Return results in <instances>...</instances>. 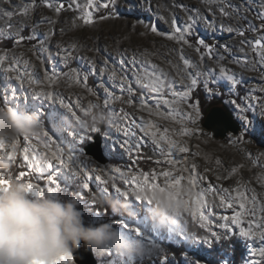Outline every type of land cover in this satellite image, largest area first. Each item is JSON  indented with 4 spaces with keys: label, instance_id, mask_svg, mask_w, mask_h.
I'll return each instance as SVG.
<instances>
[{
    "label": "rangeland",
    "instance_id": "rangeland-1",
    "mask_svg": "<svg viewBox=\"0 0 264 264\" xmlns=\"http://www.w3.org/2000/svg\"><path fill=\"white\" fill-rule=\"evenodd\" d=\"M28 2L29 0H11L12 6L19 7H23V4ZM52 2L59 3L61 0H52ZM62 2L67 4L69 0H62ZM86 2L87 0H79L81 5L86 4ZM229 2L238 4L240 0H229ZM174 3H183L187 6H199L203 8V5L199 4V0H115L114 6L110 5L108 9L100 8L98 11H92L93 22L91 24L85 25L82 19H76V27H73L72 20L77 15H82L78 10L65 9L60 13L59 17H57L54 12L38 4L35 12L31 13L34 20L40 21L44 17L58 20L54 25L55 36L48 41L51 54L48 52L43 53L45 61L43 68L40 61L33 56L31 50L32 45L38 44V41L25 42L24 46L16 47H14L9 40L0 41V53L8 50L9 60H11L13 56L20 59L18 68L21 72H34L40 76L41 80L43 79L44 70H47L49 74L55 70L61 75L50 89L47 83L30 86L27 83V78H25L23 86H21L19 81L10 78L14 74L5 73L0 70V106H4V89L16 88L21 104L24 105L25 96L27 97V104L20 108L14 105L8 106L27 112H32L34 105L39 106L42 111L55 107L57 111L64 112L65 115H68L59 104L50 105L43 100H36L32 96L34 89L36 91L53 90L58 97L64 99L65 103H72L74 110L82 120L91 124V116L87 115L84 109H87L89 102L94 104L99 103L101 106L103 105L105 92L100 85L103 84L104 87L109 88L115 95H120L122 101L125 102L110 101L105 111L111 110L113 114L103 122L97 124L100 131L95 133L88 132L87 135L90 138L83 145H79L76 141H73V144L84 153L82 162L86 163L90 168L93 166L103 168L116 177H118L119 174L111 173V169L113 168L130 170L134 173L140 171L151 173L154 169L160 171L156 160L162 158L159 156L158 151H154L151 146H148L144 150L142 157L137 158L135 153H133V157L130 159L128 154L125 153L119 145L120 142L125 139L122 129L128 126L133 118L137 121H139L141 117L144 120H152L160 131L164 128H168L169 132L166 133V135L169 139L181 141L184 146L189 148V153L179 155L182 158H187L186 162L189 166L193 162L198 165L199 174L207 175L211 184L217 186V192L207 195V204L204 207L206 218L209 221V223L205 225L208 232L199 226L200 222L198 220L192 222L190 217L189 223L186 226H184L182 222L180 224L176 217V223L173 224L171 221H168L166 217H161L160 213L155 208V202H153L151 206L138 207L135 211L140 214V218H146L149 227L153 224H155L158 229L179 228L180 226H184L188 232H196L203 239L209 236V233L213 230L223 234V229L219 227V224L223 223L220 217L225 214L232 215L233 209L220 207L219 200L216 197L219 194L224 195L228 199H233L237 195V192L231 191L233 188H236L238 192H243L246 199L244 210L239 209L238 202H234V209L244 213V227L247 228V222L249 220L259 222L260 219L264 217V214L259 212H256L254 216L252 215L253 203L251 201V197L255 195L257 198V206L264 205V157L259 156L260 153H264V116L261 115V112L264 111V93L259 91L261 87H264V78L261 77L259 71H245L232 62L241 59L244 56V52H248V58L250 60L255 61L256 57L247 47H245L244 52H241V45L239 42L241 38L237 37L235 33L219 30L218 20L216 31H211L203 24H199L192 37L189 38L193 44H195L197 38L203 39L207 44L213 47L214 57L224 55L225 59H208L207 55L205 56L203 67L205 70H213V75L208 77V81L209 86L214 90L215 94L209 96L203 86V81L193 89L191 102H198L200 114L196 118L195 124L186 125L191 130L188 136L181 137L179 135L182 127L181 124L175 122L173 118L168 115L170 111H173L174 114L176 105H172V109H170L168 106H165L162 99H160L157 113V94L153 93L148 87L135 83L134 80L132 87L136 90L137 95L131 97L133 99V106H128L126 100L129 98V94L127 92L121 93L118 87V79L113 81L109 78L113 68H115L117 72H120L119 66L112 59L117 56L118 52L128 58H131L135 53L138 61L136 68L142 76L157 72V70L151 69L150 63L156 64L158 69L163 70V72L167 74L163 77L165 81L163 97L170 101L173 99L170 95L172 91H182L184 90V85L189 83L185 78L184 85H182L180 79L173 71L172 66L168 63L170 61L172 65L179 64L182 67V62L178 59L181 45L168 40L166 35L157 36L153 34L150 31V27H146V25L150 26L151 24H157L159 31L165 34L170 33L171 29L169 24L166 23L165 20L160 19V17H170L172 13L175 14L179 24L182 26L185 20V14L179 8L172 7ZM258 3L259 0H254V2L251 3L252 12L242 13L247 16L248 21H252L257 27L259 26V21L255 19L254 14L258 10ZM0 7L15 10L8 4H2ZM102 16L107 18L102 19ZM20 19L21 17L15 16L11 22L16 24ZM6 23L7 21L5 18H0V26H4ZM224 23L228 24L229 21L225 20ZM49 27V25L41 23L36 31L42 37L43 34L48 31ZM62 28L64 29L63 33H61ZM25 34H27V30ZM256 36V33L249 32L245 38L248 40H255ZM71 43H76L77 47L70 59V67L78 69L81 84H77L63 76L62 73L67 72L68 68L65 67L64 63L57 55V44L69 45ZM223 44L228 45L231 50L229 53H225L220 47V45ZM184 55L190 60L199 63V57L192 48L185 46ZM105 58H108L110 61L107 66L109 71L104 75H100L99 66L103 64ZM25 59L30 62L27 68H25L23 64V60ZM88 59L97 61L95 75L90 73ZM145 61L150 63H146ZM218 65H222L225 69L229 70L230 74H235L236 79L240 82L236 89L231 88L229 82L221 77ZM7 66V64L4 65V67ZM128 67L130 69L131 65H128ZM257 67H259V65H257ZM188 71H191L193 74L195 73V69H189ZM85 73L89 74L87 85L93 88L96 95H89L82 87L83 75ZM126 74L132 79V72L130 70ZM140 93H143L147 97L148 105L153 108V114L150 115L147 109L140 108ZM253 95L260 97V99L258 101H251L253 107L246 112L251 123L243 124L242 121L237 118L234 105L231 102L235 100L237 103L248 107V98ZM77 99L80 101V106L75 104ZM213 107L226 108L230 112L233 121L239 127L236 134L229 132L223 139H219L214 137L213 132L203 127L206 111ZM122 108L129 114L127 119H125L120 112ZM182 110L188 111L187 108H182ZM92 111L95 113L97 109H93ZM73 125L77 131H83L78 125H75V121H73ZM117 125H119L121 130L117 129ZM195 130H198V134ZM65 135H67V133H65ZM96 135H99L101 139V151L103 157L106 159V163L104 164L99 163L85 152L86 146L94 142V137ZM19 139L20 143L18 144L16 153L19 163L10 162L7 159L0 161V176H3L5 179H7L9 175L14 179V176L21 170L22 157L19 153L24 143L23 138ZM69 139H71V137H69ZM39 140L43 143L45 138L41 136ZM35 142V140L30 141V143ZM51 147L54 149L55 145H51ZM7 151L6 149V152ZM40 151H42V149ZM65 151L67 152L68 149L65 148ZM217 158L221 161L220 165L215 163ZM133 160L137 162L133 163ZM53 165L54 168L58 169L62 174L60 177L61 183H66L69 187V192L67 194L59 193V195L64 199H74L83 210L84 214H90L95 221L99 222L112 221L114 218L118 219L121 217L130 222H136L137 217L132 214L129 210L130 206L126 203H121L119 212L114 213L111 206L106 204L102 206L96 203L95 209H93L90 203V197L88 203L74 197L72 193L79 190V182L71 178L66 169L59 168L55 162H53ZM236 165H243V167L239 168L232 178L227 180H217L215 178L216 175L222 177L227 176L230 170ZM181 167H183L181 164H177L175 168L165 165V168L171 169L174 175L183 174L186 177L188 173H179L176 171V169ZM206 168L213 171L205 173L204 170ZM49 172L50 170L45 167L43 172L33 174V178L36 182L46 189L54 187L50 186L47 181ZM238 181L239 183H237ZM115 182L119 186H122L121 180L117 179ZM158 183L163 185V179L161 178ZM90 184L94 189L92 195H95L97 200H107L109 198L113 200H122V198L117 197L111 190L107 194L103 193L102 186H99L94 178ZM181 187L179 196H177L176 199H170L172 203L177 205H179V199L181 197L191 200L196 195L195 190L186 185V180L182 181ZM206 187V183L200 182L196 190L199 191L200 188ZM223 188H228L229 192L223 193ZM165 191L168 190L165 189ZM172 195L173 194L170 193V197ZM93 211H97L101 213V215L94 216ZM154 216L156 217L155 220L153 219ZM228 223L231 226V222L229 221ZM232 227L234 228V234H229L232 236L230 240L213 242L211 246L204 243H193L191 239L187 241L179 240V242H177V239H167L165 236H160L157 239L165 249L170 264H222L225 260L228 261V264H245L246 261L250 262L252 260L257 261L258 264L264 262V258L260 257L258 251L261 246V241L258 239V236L254 235V247L252 249L254 254H250L245 241L238 236V230H235V226ZM121 231L128 238H135L129 233L123 230ZM259 231L260 229L255 228V225H253V232L258 233ZM92 253L97 264H120V261H124L125 264H141L140 258H122L116 256L112 251L111 254H108L105 250L99 253H94L92 251ZM154 261L155 258H149L148 256L144 257V264H154Z\"/></svg>",
    "mask_w": 264,
    "mask_h": 264
},
{
    "label": "snow or ice",
    "instance_id": "snow-or-ice-1",
    "mask_svg": "<svg viewBox=\"0 0 264 264\" xmlns=\"http://www.w3.org/2000/svg\"><path fill=\"white\" fill-rule=\"evenodd\" d=\"M254 0H240L238 4H232L229 0H199V4L203 5V8L199 6H187L183 3H174L172 7L179 8L185 14V20L181 26L174 13L170 17L161 16L160 19L165 20L170 26V33H162L158 29L157 24L146 25L150 27V31L157 35H166V38L170 41H174L181 45L179 50V61L182 62V67L179 64L172 65L169 61L168 63L172 66L173 71L176 76L180 79L182 85H184L185 78L188 80V84L184 85V90L182 91H172L170 95L173 99L170 101L163 97V89L165 86L164 78L167 74L163 70L158 69V66L154 63H150L151 69L157 70L154 73H148L146 75H141L137 70L136 65L138 63L135 53L131 58L126 57L121 53H117L116 57L112 59L119 66L120 72H117L115 68L111 70L110 79L113 81L119 80L118 87L121 93L127 92L129 98L126 100L128 106H133L134 95H137L136 90L132 87L133 80L137 84H142L148 87L153 93L157 94L158 103L156 105L157 113L159 109V100L162 99L163 104L172 109V105H176L173 111L168 113L169 116L177 123L181 124V130L179 135L181 137L188 136L190 134V129L186 126L187 124H195L196 118L199 116V106L197 103L191 102V94L193 89L203 81V86L208 92L209 96L215 94L214 90L209 86L208 77L213 75V70H205L203 67L205 56L208 59H225L224 55H219V57L213 56V47L207 44L203 39L197 38L195 44L189 39L192 37L196 27L199 24H203L207 29L211 31H216L217 21L219 20V30L227 31L228 33H235L240 39V51L244 52L245 47L255 54V61L248 58V52H244V56L241 59L232 61L237 64L242 70L245 71H259L262 78H264V0H259L258 10L255 12L254 17L259 21V26L257 27L252 21L247 20V16L242 13L252 12L251 3ZM8 4L15 10L4 9L0 7V18H5L7 23L4 26H0V41L9 40L12 42L13 46H24L25 42L38 41V44L32 45V54L41 63V66L45 65L43 58V53L48 52L51 54V48L48 45L50 41L55 36L54 25L58 20H54L50 17H44L42 20L37 21L33 19L31 13H34L38 4L42 5L44 8L54 12V14L59 17L60 13L65 9H72L74 11H79L82 15H77L72 20V26L76 27L75 20L82 19L83 24L89 25L93 22L92 11H98L100 8L108 9L110 5L115 4V0H87L86 4L81 5L79 0H69L67 4L63 3L62 0L59 3L52 2V0H29L28 3H24L23 7L12 6L11 0H0V5ZM15 16L21 17V19L13 24L11 21ZM105 19L107 17H101ZM228 20L229 23L225 24L224 21ZM246 22V23H245ZM41 23L49 25L48 31H46L41 37L36 31ZM27 30V34H25ZM64 29H61V33ZM249 32L256 33L255 40H248L245 37ZM192 48L197 56L199 57V63L190 60L184 55V47ZM57 55L60 57L61 61L64 63L65 67L68 68L67 72L62 73L64 77L77 84H81L80 73L78 69L70 67V59L73 56V52L77 47L76 43H71L69 45L57 44ZM225 53H229L231 50L227 44L220 45ZM109 59L105 58L103 64L99 66V74L104 75L108 70L107 66L109 64ZM20 59L13 56L11 60L8 59V50L0 53V70L5 73L14 74L10 78H14L20 82L21 86L27 78V83L31 85H40L42 83H47L48 87L51 89L52 86L59 79L60 73L55 70L51 74L47 70L43 71V79L34 72H21L18 68ZM28 60H23L25 68L29 65ZM7 64V67L4 65ZM90 73L95 75L97 69V61L94 59H88ZM128 65H131L129 69ZM259 65V67H257ZM219 72L222 78L226 79L231 88L236 89L239 86V81L236 79L235 74H230L229 70L225 69L222 65H218ZM189 69H195L193 74ZM132 72V79L126 74L128 71ZM89 74L85 73L83 75L82 87L89 95H96L93 88L88 87L87 81ZM103 87L105 92V98L103 100V105L99 103L89 102L87 109H84L87 115L91 116V124L82 120L77 112L74 110L72 103H65L64 99L58 97L53 90L48 91H36L32 92V96L36 100H43L50 105L59 104L68 115L64 112L57 111L55 107H51L46 111H42L39 106H33L32 112L36 113L42 122V134L37 137H19L23 138L24 146L20 151V156L22 157L21 170L14 176L11 175L5 179L0 176V189L4 188L12 180L24 182L29 190H35L34 194L37 196H43L45 193L59 194L69 192V187L66 183H61L60 177L62 174L56 168H54L53 162L59 166V168L66 169L69 176L79 182V190L73 192L72 195L77 199L89 202L95 209L97 197L92 195L94 189L91 187L90 182L95 180V182L102 186L103 193H109L110 190L114 192L117 197L121 199H115L118 203H126L129 205V210L134 216L137 217L135 223L130 222L123 217L114 218L111 222L123 230L129 233L136 239L141 240L146 248L148 249V257L155 258L154 264H170L168 260V255L165 249L158 242V237L165 236L167 239H177L187 241L191 239L193 243L199 244L204 243L209 246L213 242H220L221 240H230L232 238L230 233L234 234L235 230H238V236L242 238L249 248L250 254H254L252 249L254 247V235L258 236L261 241V246L259 247V255L264 258V217L260 219L259 222L254 220H249L247 228L243 226L244 224V213L242 211H236L234 209V202H238L239 209H245L246 199L243 192H238L236 188L231 191L237 192V195L233 199H228L224 195H217L219 200V206L225 209H233L232 215H222L220 220L223 223L219 224V227L223 229V234L216 231H211L209 236L203 239L196 232H188L186 226L189 223V217L192 222L197 220L200 222V227L206 232L208 229L205 225L209 223L204 212V207L207 204V195L217 192V186L211 184L210 179L207 175H200L198 171V165L194 162L187 164V158H182L179 154L189 153V148L184 146L181 141L169 139L166 133L169 132L168 128H164L162 131L158 128L152 120H144L142 117L137 121L133 118L128 126L122 129L125 139L120 142V148L128 154L129 158L133 157L135 153L137 158H140L144 154V150L151 146L154 151H158L159 156L162 159H157L156 163L160 168V171L155 169L151 172L140 171L134 173L130 170H121L120 168L111 169V173H118L119 176H113L109 171L100 168L98 166L89 167L86 163H83L84 153L80 150L73 141H76L79 145H83L90 137L87 135L88 132H98L100 129L97 127L96 119L97 114H101V118L104 120L110 117L113 113L111 110L105 111L108 108L110 101L125 102L122 101L120 95H115L109 88ZM260 92L264 93V87L259 89ZM178 98V99H176ZM260 97L255 95L248 98V107L237 103L235 100L231 103L234 105L235 114L237 118L242 121L243 124H250L251 121L246 115V112L252 108L251 101H258ZM27 97L24 98V105L21 104L20 97L18 96L16 88H6L4 89L3 105H14L17 108L26 106ZM77 106H80V101L77 99L75 101ZM139 106L141 109H147L148 113L153 114V108L148 105L147 97L143 94H139ZM182 108H187L188 111L182 110ZM93 109H97V112H93ZM122 116L127 119L129 114L122 108L120 110ZM264 116V111L261 112ZM78 125L83 131H77L73 125ZM117 129L119 125H117ZM138 130V131H137ZM198 134V130H195ZM67 133V135H65ZM142 134V135H141ZM43 136L45 141L40 142L39 137ZM71 137V139H69ZM16 138L9 141L0 139V161L7 159L10 162H18L16 153L18 149V144L20 139ZM35 140V143H30V141ZM50 142V143H49ZM51 145H55L52 149ZM65 148L68 151H65ZM6 149L8 150L6 152ZM42 149V151H40ZM78 153V154H77ZM260 157H264V153L259 154ZM146 158V157H145ZM133 160V163H136ZM19 163V162H18ZM215 163L217 165L221 164L219 158L216 159ZM177 164L183 165V167L176 169L179 173H188L185 177L183 174L174 175L173 171L169 168H165V165L172 166L175 168ZM255 166V165H254ZM50 170L47 175V181L50 186L46 189L41 186L33 178V174L37 172H43L44 168ZM243 165L234 166L227 176L216 175L217 180H227L232 178ZM205 173L213 171L210 169H205ZM163 179V185L158 183L160 179ZM119 179L122 181V186H119L115 181ZM186 180V185L189 188L194 189L196 195L191 199H179V205L174 203H169L170 199H176L179 196V192L182 181ZM111 182V183H110ZM200 182L207 184L206 188H198ZM239 183V181L237 182ZM167 189L168 191H165ZM223 193H228V188L222 189ZM157 193L163 194L164 199L161 200ZM170 193L173 194L170 197ZM253 203L252 215L254 216L256 212L264 214V205L257 206V198L255 195L251 197ZM155 202L157 205H163V207L168 208L172 211L177 221L184 226L179 228H167L158 229L155 224L151 227L148 226L146 218H140V214L135 211L136 208H142L144 206H151ZM94 216H100L101 213L93 211ZM155 220L156 217L154 216ZM231 222V226L228 222ZM253 225L255 228L260 229L258 233L253 232ZM108 254H111V249H105ZM145 257V256H144ZM144 257H141V264H144ZM57 264H75L73 255L70 253L66 258H61ZM120 264H125L124 261H120ZM222 264H228L225 260ZM245 264H258L257 261H246ZM264 264V262H260Z\"/></svg>",
    "mask_w": 264,
    "mask_h": 264
},
{
    "label": "clouds",
    "instance_id": "clouds-1",
    "mask_svg": "<svg viewBox=\"0 0 264 264\" xmlns=\"http://www.w3.org/2000/svg\"><path fill=\"white\" fill-rule=\"evenodd\" d=\"M103 121L98 113L96 123ZM41 134L42 122L36 113L0 106V139L10 142ZM34 192L16 180L0 189V264H57L82 244L94 253L111 249L122 258L148 255L141 240L128 238L111 221L85 223V214L74 199ZM157 195L164 199L163 194ZM96 203L111 206L114 213L120 210V203L111 198ZM155 208L161 217L176 223L170 209L162 204Z\"/></svg>",
    "mask_w": 264,
    "mask_h": 264
},
{
    "label": "water",
    "instance_id": "water-1",
    "mask_svg": "<svg viewBox=\"0 0 264 264\" xmlns=\"http://www.w3.org/2000/svg\"><path fill=\"white\" fill-rule=\"evenodd\" d=\"M203 127L213 132L215 138L223 139L229 132L236 134L239 130L238 125L233 121L230 112L226 108L213 107L206 111L203 120ZM85 152L101 164L106 163V159L101 151V139L99 135L94 137V142L86 146ZM71 254L76 264H97L92 250L83 244Z\"/></svg>",
    "mask_w": 264,
    "mask_h": 264
},
{
    "label": "trees",
    "instance_id": "trees-1",
    "mask_svg": "<svg viewBox=\"0 0 264 264\" xmlns=\"http://www.w3.org/2000/svg\"><path fill=\"white\" fill-rule=\"evenodd\" d=\"M84 220H85V223H89V222L98 223L99 222V221H95L94 218H92V216L90 214H87V213H85V215H84Z\"/></svg>",
    "mask_w": 264,
    "mask_h": 264
}]
</instances>
